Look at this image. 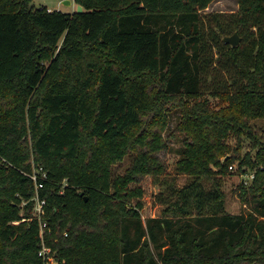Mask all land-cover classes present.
Masks as SVG:
<instances>
[{"label":"trees","instance_id":"1","mask_svg":"<svg viewBox=\"0 0 264 264\" xmlns=\"http://www.w3.org/2000/svg\"><path fill=\"white\" fill-rule=\"evenodd\" d=\"M32 1L0 0V264L46 263L37 193L58 264H264V135L251 124L264 118V0L207 14L214 0ZM235 31L242 42L224 43ZM176 112L191 180L167 181L163 214L144 219L132 183L164 173ZM232 136L258 148L240 159L257 170L240 213L218 178L240 158Z\"/></svg>","mask_w":264,"mask_h":264},{"label":"rangeland","instance_id":"2","mask_svg":"<svg viewBox=\"0 0 264 264\" xmlns=\"http://www.w3.org/2000/svg\"><path fill=\"white\" fill-rule=\"evenodd\" d=\"M32 4L36 7L45 6L49 9L63 10L67 12H73L77 9L76 2L73 3V5H67L63 3V0H33ZM239 7V0H214L202 12L204 14L209 12L230 13L238 11ZM204 97H208L211 104L216 107L222 105L220 98L212 97L209 94ZM170 118V124L163 133L167 147L158 153L159 158L165 166L164 173L158 176L152 174L141 176L137 182L132 183L133 186H140L144 190V196L142 198L144 207L141 210L144 219L163 214L165 204L161 199H158V193L161 191L165 193L167 192L165 184L167 181L173 182L178 186H183L191 180V176L188 173L180 172L177 168V162L183 154V141L185 137L184 133L177 127V122L179 120L178 112L172 114ZM251 124L255 125L261 132L260 134L264 135V118L254 119L251 121ZM252 142L253 140L246 136L240 139L237 136H232L228 141L233 150L236 147L238 148L239 152L234 154L240 156V158L236 159L229 167V173L219 176L218 178L221 183V188L225 193L227 210L231 213H240L250 209V206L244 203L242 199L241 186L242 184L247 187L251 186L255 177L252 178L249 175L254 172L256 174L257 170L256 168H251L247 165L240 166V159L247 153H250L253 157L256 156L258 148L254 147ZM130 162V157L127 155L122 161L115 164V172L123 174ZM206 185L209 187L211 181L206 180ZM24 204L25 202L22 203V205ZM255 263L262 264L261 262Z\"/></svg>","mask_w":264,"mask_h":264},{"label":"built area","instance_id":"3","mask_svg":"<svg viewBox=\"0 0 264 264\" xmlns=\"http://www.w3.org/2000/svg\"><path fill=\"white\" fill-rule=\"evenodd\" d=\"M31 178H33L36 182L37 190L43 186L42 180H44L47 177V172L44 170L42 166L40 167H34V170L32 173L29 174ZM250 177H255V172L249 175ZM36 200V207L35 212L37 213V216L41 219V235H42V241H41V248L39 251L40 256H42L45 260V264H58L59 261L57 260V253L52 249L50 245L45 240V231L48 228V222L44 219L45 209L44 206L46 204V200L42 199L39 194L34 197ZM68 235V233H66ZM256 264V263H255Z\"/></svg>","mask_w":264,"mask_h":264},{"label":"water","instance_id":"4","mask_svg":"<svg viewBox=\"0 0 264 264\" xmlns=\"http://www.w3.org/2000/svg\"><path fill=\"white\" fill-rule=\"evenodd\" d=\"M63 3L67 5H73V3H75V0H63ZM77 11L83 12L84 6L82 4L77 5ZM242 40H243V36L238 31H235L233 34L225 35L223 37L224 43L230 44L232 46L239 45L242 42Z\"/></svg>","mask_w":264,"mask_h":264},{"label":"crops","instance_id":"5","mask_svg":"<svg viewBox=\"0 0 264 264\" xmlns=\"http://www.w3.org/2000/svg\"><path fill=\"white\" fill-rule=\"evenodd\" d=\"M51 10H53V9H51Z\"/></svg>","mask_w":264,"mask_h":264}]
</instances>
